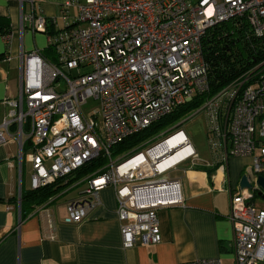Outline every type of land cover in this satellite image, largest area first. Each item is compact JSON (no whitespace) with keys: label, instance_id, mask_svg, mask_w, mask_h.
<instances>
[{"label":"built area","instance_id":"obj_1","mask_svg":"<svg viewBox=\"0 0 264 264\" xmlns=\"http://www.w3.org/2000/svg\"><path fill=\"white\" fill-rule=\"evenodd\" d=\"M236 18L245 20L255 39L264 37V0H66L60 27L31 4L28 15L20 18V35L26 27L45 35L46 49L54 51L55 59L47 61L37 49L20 52L15 110L0 123V147L17 140L20 172L27 147L31 190L73 178L102 157L105 171L79 180L86 187L65 204L63 223L80 224L100 204L99 192L112 187L123 246L159 244L157 211L177 204V184L168 175L197 159L190 139L177 129L118 157L111 150L209 93L203 40L210 29ZM4 38L9 44L12 33ZM89 101L95 108L84 113ZM197 110L205 117L214 160L250 159L245 172L250 188L228 190L227 218L234 264H264V189L258 183L264 178V61L207 97ZM179 134L184 139L177 149L190 147V154L159 168L176 148L152 152ZM163 189L165 201L143 204L137 199ZM48 227L53 239L51 220Z\"/></svg>","mask_w":264,"mask_h":264},{"label":"crops","instance_id":"obj_2","mask_svg":"<svg viewBox=\"0 0 264 264\" xmlns=\"http://www.w3.org/2000/svg\"><path fill=\"white\" fill-rule=\"evenodd\" d=\"M65 1L0 0V17L8 20L12 33L9 44L0 36V123L15 110L20 52L37 49L41 54L47 46L45 35L33 34L27 27L20 35L21 16L28 15L34 4L39 14L60 27ZM7 57L11 60L6 61ZM15 129L12 126L11 132ZM26 153L24 147L20 172L17 140L8 139L0 147V264H182L207 259L234 264L228 190L239 187L250 159L229 158L225 163L212 159L208 163L197 157L191 166L169 174L177 184L173 197L177 204L157 211L161 242L124 247L112 187L99 192L100 204L80 224H64L63 218L65 204L85 189L83 181L74 182L62 195L22 219L20 193L31 190L30 164L25 177ZM173 158L165 165L175 164ZM48 220L55 227L53 239L49 238Z\"/></svg>","mask_w":264,"mask_h":264},{"label":"trees","instance_id":"obj_3","mask_svg":"<svg viewBox=\"0 0 264 264\" xmlns=\"http://www.w3.org/2000/svg\"><path fill=\"white\" fill-rule=\"evenodd\" d=\"M10 33L8 20L0 17V36L4 37ZM202 44L204 60L208 65L209 93L195 98L191 103L180 107L142 132L126 138L112 148L113 157L126 154L136 148L141 149V146L152 143L153 138L166 127L176 124L196 111L207 97L216 94L244 72L264 61V37L255 39L244 19L236 18L215 26L207 32ZM106 164L107 161L99 157L77 170L73 178H68L66 181L60 180L36 190L21 191V218H26L36 207L62 195L74 182L97 171V174L104 172Z\"/></svg>","mask_w":264,"mask_h":264},{"label":"rangeland","instance_id":"obj_4","mask_svg":"<svg viewBox=\"0 0 264 264\" xmlns=\"http://www.w3.org/2000/svg\"><path fill=\"white\" fill-rule=\"evenodd\" d=\"M41 56L50 62H53V60L55 59L54 51L51 49L50 50L45 49L44 52L41 53ZM94 108H95V102L89 101L87 105L82 107V110L84 113H89L92 110H94ZM177 129H182L184 133L188 136V138L191 141L192 147L195 150V153L197 154V157L199 158V160L203 162H208V163L213 162L212 160L213 158H212V154L210 150L209 138L207 134V124H206L203 113L198 112V110L193 111L187 117L180 120L176 124L166 127L165 130L162 131L160 134H158L156 137H154L153 140L158 137H159V140H161L163 138V137L161 138V134H163V136L166 137ZM162 149H165V148H162ZM178 159L179 157H174L172 161L177 162ZM169 161H171V158L169 159ZM25 162L27 165L25 168V173H26L25 177L27 178L28 171H29L28 164H30L29 158L27 156L25 157ZM189 166H191L190 161L180 164L176 168V170L179 168L181 169V168H186ZM176 170L170 171L169 174L175 172ZM256 203L257 205H260L259 201H257Z\"/></svg>","mask_w":264,"mask_h":264},{"label":"bare ground","instance_id":"obj_5","mask_svg":"<svg viewBox=\"0 0 264 264\" xmlns=\"http://www.w3.org/2000/svg\"><path fill=\"white\" fill-rule=\"evenodd\" d=\"M183 135L179 134L174 138H171L168 140V142L166 144H169V146H167L165 149H162L163 146H165L166 144L161 145L160 147H157L152 153H166V150L168 148H176L175 152L173 154H171L170 156H165L164 159L159 163V168L161 169H165V168H169L171 166H174L178 163H180L181 161H183L191 152V148L190 147H185L184 149H177V145L182 141L183 142ZM175 156H181L178 161L175 164H170V165H165L170 158H173ZM166 193L167 190L163 189V190H157V191H150L148 192L146 195L144 196H139L137 197V199L139 200H143L144 203H158L160 201H165L167 200L166 198ZM156 194H159V196H156Z\"/></svg>","mask_w":264,"mask_h":264},{"label":"water","instance_id":"obj_6","mask_svg":"<svg viewBox=\"0 0 264 264\" xmlns=\"http://www.w3.org/2000/svg\"><path fill=\"white\" fill-rule=\"evenodd\" d=\"M258 183L262 189H264V178L259 177L258 178ZM239 188L240 189H249L250 184L248 183V177L246 175H243L239 181Z\"/></svg>","mask_w":264,"mask_h":264}]
</instances>
